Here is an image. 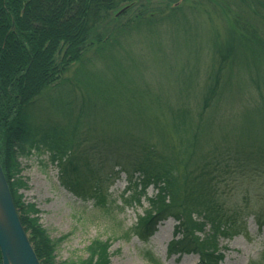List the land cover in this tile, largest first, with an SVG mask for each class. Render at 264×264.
Listing matches in <instances>:
<instances>
[{
  "label": "trees",
  "instance_id": "16d2710c",
  "mask_svg": "<svg viewBox=\"0 0 264 264\" xmlns=\"http://www.w3.org/2000/svg\"><path fill=\"white\" fill-rule=\"evenodd\" d=\"M131 1L0 0V166L40 264H55V244L38 219L30 217L37 212L34 205H24L19 194L24 182L18 157L29 154L31 149L40 151L41 147L48 153L49 163L59 169L60 184L66 190L84 201L92 198L98 206L105 205L104 183L116 174L124 173L128 179V190L133 194L128 204H139L147 189L153 187L155 193L148 198V210L126 236L136 235L147 241L158 223L172 218L176 225L168 251L198 253L202 264H220L223 254L216 252V236L228 238L237 230L235 212H229L222 201L228 175L235 171L250 182L247 184L264 186L262 94L257 108L240 114L241 123L234 136L213 139L212 133L228 121L225 116H230H205L211 102L212 106L214 103L216 76L205 93L197 95L200 97L195 98L194 104L190 105L187 98H175L172 108L169 101H163V111L155 119L143 116L152 101L133 103L141 96L137 90L132 91L134 97L130 94L120 99L124 96L120 89L115 94L120 98L108 103L118 113L117 122L97 121L107 115L101 110L95 114L96 103L106 102L109 95H114L116 84L127 81L123 73L114 75L107 83L105 79L102 89L95 94L101 97L89 100L87 106L73 98L75 85L72 90L59 92L67 67L79 62L89 47L101 48L109 40L108 26L115 24L114 30L118 23V17H111L112 12ZM241 4L247 11L245 16L256 15L264 22V0H243ZM249 4L256 9L250 11ZM179 9L168 11L175 13ZM137 17L141 23L153 20ZM239 18L234 17L228 37L240 33L244 46L259 43L254 29L250 31L251 23ZM220 46L213 47L218 49L219 63L225 62L226 54L231 52L229 44ZM48 89L57 95L51 98ZM127 105L130 116L123 121L120 110ZM161 116L174 143L165 137ZM248 194L246 190L245 198ZM254 219L258 228L264 226V215L258 213ZM109 247V241L93 240L85 259L64 264H111ZM147 254L153 264H158Z\"/></svg>",
  "mask_w": 264,
  "mask_h": 264
},
{
  "label": "rangeland",
  "instance_id": "374dc122",
  "mask_svg": "<svg viewBox=\"0 0 264 264\" xmlns=\"http://www.w3.org/2000/svg\"><path fill=\"white\" fill-rule=\"evenodd\" d=\"M241 1L132 0L122 3L112 12L111 17H118V23L114 30L115 24L108 26L109 40L102 43L101 48L97 45L89 47L79 62L67 67L61 76L63 86L59 92L66 88L72 90L75 85L74 93L71 92L73 98L78 104L87 106L89 100L96 101L101 97L95 94L105 82L123 73V79L127 81L117 83L113 88L114 95H109L106 102L96 103L95 114L101 110L107 115L97 121L117 122L118 113L108 103L120 98L115 95L120 89L124 95L120 99L130 97V94L134 97L132 91L137 90L141 96L133 103L142 105L152 101L143 116L155 119L163 111L160 106L163 101H169L172 108L177 101L175 98H187L190 105L194 104L195 98L200 97L197 95L205 93L207 85L216 76L218 85L212 97L214 103L212 106L211 102L205 116L214 119L216 115H230L225 116L228 121L212 135L213 139L234 136L241 123L240 114L257 108L259 94L264 96V22L256 15L245 16L247 11ZM173 3L180 8L175 13L168 11ZM144 5L147 10L143 9ZM249 5L250 11L256 9ZM126 6L129 7L118 16ZM137 16L153 20L141 23L143 21ZM237 16L251 23L250 31L254 29L259 43L245 47L240 33L228 37V30ZM13 27L12 23L11 29ZM215 44L221 48L227 44L231 46L225 62H218L220 55L218 49L213 48ZM47 92L51 98L57 95L49 89ZM219 108L221 112H217ZM120 111L125 121L130 116V107L123 106ZM159 120L166 139L174 143L172 134L165 128V118L161 116ZM18 162L24 182L19 190L21 201L24 205H34L37 212L30 217L38 219L54 242L55 264L85 259L88 256L86 249L93 240L109 241L111 264H153L147 253L158 264H200L197 254L167 252L176 225L172 218L160 223L147 241L136 235L126 236L148 210V198L155 193L153 187L148 188L146 197L141 198L139 204H128L133 195L131 190H126L128 179L123 173L116 174L104 183L105 205L98 206L94 199H79L60 184L59 169L49 163L48 153L41 147L40 151L31 149L29 154L20 155ZM225 183L227 189L222 201L228 211L235 212L237 230L228 238L216 236V252L224 257L220 264H264V226L258 228L254 219L258 213L264 215V186L247 184L250 182L235 171L228 175ZM230 187L232 191H227ZM246 190L249 191L247 198ZM205 231L208 232V226ZM199 236L203 238L202 234Z\"/></svg>",
  "mask_w": 264,
  "mask_h": 264
},
{
  "label": "water",
  "instance_id": "95a60500",
  "mask_svg": "<svg viewBox=\"0 0 264 264\" xmlns=\"http://www.w3.org/2000/svg\"><path fill=\"white\" fill-rule=\"evenodd\" d=\"M177 5V4H176ZM129 6L122 8V14ZM117 16V15H116ZM0 254L2 264H40L21 225L0 166Z\"/></svg>",
  "mask_w": 264,
  "mask_h": 264
}]
</instances>
